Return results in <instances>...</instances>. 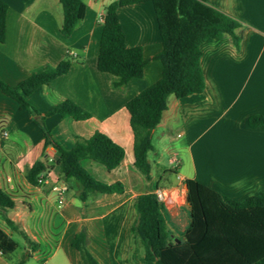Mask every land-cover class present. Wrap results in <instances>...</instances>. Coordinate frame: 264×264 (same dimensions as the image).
I'll use <instances>...</instances> for the list:
<instances>
[{
  "label": "crops",
  "instance_id": "obj_1",
  "mask_svg": "<svg viewBox=\"0 0 264 264\" xmlns=\"http://www.w3.org/2000/svg\"><path fill=\"white\" fill-rule=\"evenodd\" d=\"M2 1L8 12L6 40L0 44V81L17 87L34 70L56 67L71 57L68 74L39 87L27 101L47 116L46 128L64 148L70 149L76 138L102 133L125 151L123 162L111 172L94 161L82 162L97 181L121 183L124 193L80 201L81 185L60 176L58 153L44 146L42 129L0 88V189L15 203L14 209L0 211V229L18 244L10 255L13 263L29 254L25 264H82L73 241L83 233L86 248L99 264H155L146 259L141 240L132 233L140 196L164 191L163 214L176 243L192 214L186 181L197 180L233 200L264 194V126L248 124L251 117L264 116V0H206L242 25V40L238 49L230 37L201 46L205 90L184 99L168 98L153 132L149 178L134 165V136L126 104L162 78L163 66L156 59L162 40L152 2L118 10L126 46L140 48L147 64L142 78L115 89L119 78L101 73L97 61L105 9L119 0H83L85 17L70 37L61 34L60 0ZM66 100L91 118L76 122L48 116ZM37 162L52 177L51 186L28 183L27 172ZM54 186L64 190L63 204ZM4 214L32 245L9 228ZM13 263L0 253V264Z\"/></svg>",
  "mask_w": 264,
  "mask_h": 264
},
{
  "label": "trees",
  "instance_id": "obj_2",
  "mask_svg": "<svg viewBox=\"0 0 264 264\" xmlns=\"http://www.w3.org/2000/svg\"><path fill=\"white\" fill-rule=\"evenodd\" d=\"M150 1L154 5L162 40V52L156 58L162 63V78L126 104L130 126L134 136V165L146 177H150L148 155L154 151L153 132L161 123L167 109V100L173 95L184 99L201 94L205 90L201 67V46L210 40L230 37L239 48L242 25L229 15L210 7L206 0H119L106 7L103 32L100 40L97 68L119 78L115 89L127 86L132 79L144 75L147 61L140 48H128L126 36L120 24L118 10L122 7ZM63 9L61 34L70 37L86 14L83 0H60ZM8 6L0 0V44L6 40ZM71 57L56 67L44 66L34 70L17 87L0 81L4 95L25 108L44 133V146L56 149V167L65 181L75 180L81 185L79 199L88 201L95 195L123 194L121 183L108 185L97 181L84 169L82 162L94 161L109 172L118 168L125 151L108 136L96 133L89 139L76 138L70 149L61 146L45 126L47 116H42L27 97L39 87L49 85L70 71ZM59 115L76 122L86 121L91 115L73 101L66 100L53 108L48 116ZM250 127L264 126V116L249 119ZM43 163H35L27 172V181L38 185V178L46 172ZM191 205V220L176 243L172 241L164 218V208L154 193L137 199L136 222L132 233L145 249V257L155 264H264V194L242 200H233L197 180L186 181ZM15 207L14 201L0 189V211L5 213ZM6 224L28 238L4 214ZM82 264H99L86 248V235L81 233L73 241ZM34 248V246H33ZM18 244L0 229V253L12 262L10 255ZM29 254L18 263L25 264Z\"/></svg>",
  "mask_w": 264,
  "mask_h": 264
},
{
  "label": "built area",
  "instance_id": "obj_3",
  "mask_svg": "<svg viewBox=\"0 0 264 264\" xmlns=\"http://www.w3.org/2000/svg\"><path fill=\"white\" fill-rule=\"evenodd\" d=\"M9 180V177L7 176V181ZM53 182V179L51 176H48L46 174H42L38 178V185L39 186H51ZM53 189L59 193L60 196V204L64 203V190L59 188L58 186H54ZM157 195V198L159 202L163 205L165 203V194L163 190H159L155 193Z\"/></svg>",
  "mask_w": 264,
  "mask_h": 264
}]
</instances>
